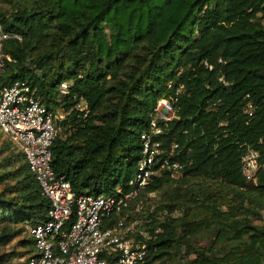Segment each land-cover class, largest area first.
Wrapping results in <instances>:
<instances>
[{"label":"trees","instance_id":"obj_1","mask_svg":"<svg viewBox=\"0 0 264 264\" xmlns=\"http://www.w3.org/2000/svg\"><path fill=\"white\" fill-rule=\"evenodd\" d=\"M5 1L0 24L20 38L3 41L0 86L26 80L55 115L50 163L76 193H110L134 176L157 99L182 85L157 135L163 155L182 166L140 194L168 187L167 210L147 211L146 196L134 211L146 216L142 264H264V225L251 221L264 208V0ZM0 133L1 246L45 220L49 201L23 152ZM249 146L260 154L253 179L240 168ZM200 177L227 192L199 198L184 181ZM206 230L207 245L192 240ZM27 236L25 257L36 248Z\"/></svg>","mask_w":264,"mask_h":264},{"label":"built area","instance_id":"obj_2","mask_svg":"<svg viewBox=\"0 0 264 264\" xmlns=\"http://www.w3.org/2000/svg\"><path fill=\"white\" fill-rule=\"evenodd\" d=\"M10 36L20 38L0 24V70L3 41ZM59 87L61 92H67L69 81L61 80ZM181 89L182 85L177 86L173 93L157 99L154 116L140 134L141 151L134 176L110 193L95 195L76 193L70 181L52 169L50 145L57 130L55 115L36 96L35 89L20 79L0 86V130L23 152L41 193L49 201L47 218L28 227L36 248L23 259V264L143 263L147 243L137 234L147 232L141 227L143 218L133 214L142 210L146 196H153V191L143 197L140 194L154 176L182 166L179 160L163 155L157 138L163 132L159 120L167 121L175 115ZM78 106L86 109L85 102ZM243 110L252 114L251 101H245ZM259 156V151L250 146L241 155L240 168L245 178L255 177ZM115 214L111 224H104Z\"/></svg>","mask_w":264,"mask_h":264},{"label":"rangeland","instance_id":"obj_3","mask_svg":"<svg viewBox=\"0 0 264 264\" xmlns=\"http://www.w3.org/2000/svg\"><path fill=\"white\" fill-rule=\"evenodd\" d=\"M10 8L11 7L8 2H6L5 0H0V9L9 10ZM55 112L59 116H61L62 114L60 110H57ZM58 129H59V125H57V130ZM3 140H5V136L2 133H0V146L2 145ZM2 146H7V145H2ZM184 183L191 186V189L197 193V196L199 198H203L204 195L207 193L213 194L218 198H222L223 197L222 194L227 192L228 190V188L222 186L221 183H219L218 181L203 177L186 179ZM169 192H170L169 188L166 187V189L163 188L160 191H155L153 196H148L146 198L147 211H154L153 213L155 214L156 213L161 215L164 214L167 208L162 207L161 205L162 202L165 201ZM179 213L180 210L178 209L174 211L172 214L177 215ZM133 216L141 217L140 214L138 216L136 214H133ZM255 216L256 217L251 218V221L253 223H261L264 225V208H261L260 214L259 215L257 214ZM145 217L146 216H143V220ZM220 224L221 223L219 222L215 229H219ZM27 234L30 235L29 233L22 231L19 234L15 235L8 243L0 246V257L1 260H3V262H1L0 264H19L23 262V259L25 258L26 255V251L30 247V244L25 242V240H23L24 238L28 237ZM212 238H213V230H206L205 232L200 233L196 237H193L192 240L195 243L201 245H207L209 243V240ZM156 264H185V259L181 258V259L169 260L165 263L157 262Z\"/></svg>","mask_w":264,"mask_h":264}]
</instances>
